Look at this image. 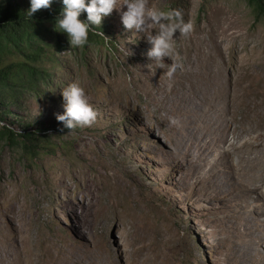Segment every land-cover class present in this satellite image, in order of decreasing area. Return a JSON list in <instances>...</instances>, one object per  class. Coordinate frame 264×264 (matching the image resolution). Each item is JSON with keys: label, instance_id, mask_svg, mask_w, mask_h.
<instances>
[{"label": "rangeland", "instance_id": "1", "mask_svg": "<svg viewBox=\"0 0 264 264\" xmlns=\"http://www.w3.org/2000/svg\"><path fill=\"white\" fill-rule=\"evenodd\" d=\"M149 3L182 9L194 25L189 36H174L183 68L171 78L148 60L146 39L125 30L113 10L90 30L96 44L53 48L31 64L47 76L39 88L0 99V127L37 138L31 154L0 142V264L245 263L216 223L229 197L218 198L212 184L198 180L223 147L210 145L217 130L227 126L229 143L234 129L264 130V21L247 0ZM0 6L27 15L31 2ZM63 8L52 0L37 12ZM73 82L98 115L92 127L67 135L56 115L64 114L61 93ZM202 100L219 108L217 116L231 107L228 122L215 112L210 125L197 126L201 115L187 122L179 110L203 107ZM243 186L264 201V185Z\"/></svg>", "mask_w": 264, "mask_h": 264}, {"label": "clouds", "instance_id": "2", "mask_svg": "<svg viewBox=\"0 0 264 264\" xmlns=\"http://www.w3.org/2000/svg\"><path fill=\"white\" fill-rule=\"evenodd\" d=\"M29 17L41 9L51 7L52 0H30ZM64 8L57 18V28L67 33L71 48L83 47L88 42L90 30L94 27L100 28L102 20L109 16L113 10L121 13V22L125 30L134 31L146 39L151 45L146 56L148 60L156 64L160 69L167 68L165 75L171 78L177 69L183 68L178 60L179 53L175 47L177 39L187 37L193 31L194 25L189 19L185 21L182 9L164 11L154 8L149 0H62ZM126 8V11L123 9ZM87 13V22L79 19L81 13ZM100 35H104L101 31ZM107 38V37H105ZM133 55L129 51V56ZM168 58L172 61L170 65L165 64ZM151 66V64L147 65ZM64 100V114H57L56 119L68 130L67 135L74 134L77 128L92 127L98 113L93 109L90 98L85 89L78 82L69 84L61 93ZM64 129H60L63 131Z\"/></svg>", "mask_w": 264, "mask_h": 264}, {"label": "bare ground", "instance_id": "3", "mask_svg": "<svg viewBox=\"0 0 264 264\" xmlns=\"http://www.w3.org/2000/svg\"><path fill=\"white\" fill-rule=\"evenodd\" d=\"M202 103H204L203 107H195L189 112L185 108H179V111L182 116L188 114L186 121L193 116L195 118L202 116L198 120L199 125L197 126L210 125L213 119H207V117L208 115L212 116L213 112L217 117L216 120L222 119L226 123L232 116L231 107L225 113L217 116V113L221 111L215 104L207 103L205 100H202ZM246 134L253 135L251 140H243ZM229 135L227 126L220 128L213 134L210 145L222 143L223 147L219 151L215 164L205 163L206 167H210V171L205 173L198 180V183L206 184V186L218 183L219 188L214 187L216 185L213 187L211 185L209 188L214 190L218 198L229 197L227 206L225 205L216 211L217 214L219 213L216 217V223L218 228L222 229V233L227 235L230 249L235 255H239L238 260L242 258L245 262L243 264H264V255L260 251L261 247L264 246V220L260 218L261 214L264 213V201L259 198L255 199L249 189L243 186L245 180L252 183L254 188L264 185V153L262 151L264 150V130L251 129L243 133L234 129L233 143H229ZM252 141H256L257 145H253ZM228 143L229 147L226 148ZM210 145L206 146L205 149ZM232 156H237L241 161L235 164L231 159ZM214 169H219L222 173L216 175ZM222 189L225 191L222 192ZM235 239L237 242H234Z\"/></svg>", "mask_w": 264, "mask_h": 264}, {"label": "trees", "instance_id": "4", "mask_svg": "<svg viewBox=\"0 0 264 264\" xmlns=\"http://www.w3.org/2000/svg\"><path fill=\"white\" fill-rule=\"evenodd\" d=\"M247 2L253 6L256 17L264 21V0H247ZM62 11V9H50L45 14L36 12L29 17L20 10H9L0 6L1 101L15 100L24 86L29 89L39 88L36 82L45 75L31 64L37 59L42 60L53 48L60 50L69 46L67 33L57 28V18ZM79 19L87 22V17L80 16ZM95 39L89 31L88 42L93 41L96 44ZM47 40L53 42L49 43ZM72 49L78 50V47ZM0 142L11 148H20L24 154H31L37 138L30 132H13L1 126Z\"/></svg>", "mask_w": 264, "mask_h": 264}]
</instances>
